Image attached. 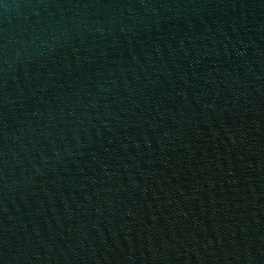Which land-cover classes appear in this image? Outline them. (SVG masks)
<instances>
[{
    "label": "water",
    "instance_id": "1",
    "mask_svg": "<svg viewBox=\"0 0 264 264\" xmlns=\"http://www.w3.org/2000/svg\"><path fill=\"white\" fill-rule=\"evenodd\" d=\"M0 264H264V0H0Z\"/></svg>",
    "mask_w": 264,
    "mask_h": 264
}]
</instances>
